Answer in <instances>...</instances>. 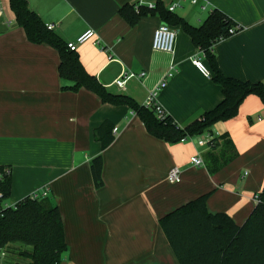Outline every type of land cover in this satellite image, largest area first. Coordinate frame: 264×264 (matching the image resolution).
<instances>
[{
  "label": "crops",
  "instance_id": "crops-1",
  "mask_svg": "<svg viewBox=\"0 0 264 264\" xmlns=\"http://www.w3.org/2000/svg\"><path fill=\"white\" fill-rule=\"evenodd\" d=\"M26 1L65 43L94 31L98 43L87 41L76 53L109 92L143 105L171 73L157 103L181 128L221 102L220 87L193 64L197 58L205 64L201 52L180 27L173 28L175 48L167 54L152 49L153 33L163 23L158 16L130 26L119 15L123 6L150 7L157 0ZM160 1L165 8L176 2ZM212 10L239 28L213 47L222 74L264 85V0L181 1L174 13L198 27ZM59 64L54 48L27 40L9 0H1L0 168L11 179L4 205L47 192L64 223L68 248L60 264H179L159 220L207 194L208 213L244 223L264 187V104L258 97H246L234 118L211 128L218 138L227 134L236 152L211 175L205 166H192L190 158L218 154L223 141L212 151L199 144L207 134L174 144L156 139L128 107L102 103L84 88L68 89L72 83L60 79ZM118 79L125 81L121 88L114 84ZM105 121L116 131L102 151L92 131ZM99 154L103 186L95 189L89 163ZM173 167L180 170L179 183L167 180ZM14 259L7 253L2 264H16Z\"/></svg>",
  "mask_w": 264,
  "mask_h": 264
},
{
  "label": "trees",
  "instance_id": "trees-1",
  "mask_svg": "<svg viewBox=\"0 0 264 264\" xmlns=\"http://www.w3.org/2000/svg\"><path fill=\"white\" fill-rule=\"evenodd\" d=\"M16 24L23 28L26 38L33 44H46L54 48L60 58L58 74L61 80L72 83L68 89L84 88L96 94L102 103L126 106L139 118L147 133L169 144L209 134L212 151L223 141V149L205 156L203 163L209 174H215L229 164L236 152L227 134L220 138L211 128L234 118L243 100L254 95L264 104V85L260 82H242L224 76L219 69L213 47L229 35L234 22L218 10H212L203 23L195 27L170 12L157 0L153 7L123 6L119 15L130 26L142 17L158 16L171 28L180 27L203 54L212 81L221 89L222 100L212 110L181 128L165 114L159 120L154 111L138 104L133 98L109 92L95 76L82 67L76 52L53 31L47 30L41 18L33 12L26 0H9ZM137 8V9H136ZM65 89V88H64ZM113 126L103 122L92 131L94 141L104 151L114 140ZM223 145V144H222ZM103 159H91L89 170L95 189L103 186ZM0 172L4 169L0 168ZM11 195L10 175L0 176V250L13 256L16 264H60L67 251L65 229L59 209L46 197H26L12 207L4 203ZM209 194L182 205L159 220L160 227L179 264H264V187L257 195V204L241 226L226 214H210L206 210ZM16 246V247H15Z\"/></svg>",
  "mask_w": 264,
  "mask_h": 264
},
{
  "label": "built area",
  "instance_id": "built-area-1",
  "mask_svg": "<svg viewBox=\"0 0 264 264\" xmlns=\"http://www.w3.org/2000/svg\"><path fill=\"white\" fill-rule=\"evenodd\" d=\"M181 1H187L191 5H197L199 0H176V2L170 4L167 8L170 12H174L176 8L179 7V2ZM153 7V6H150ZM137 9V8H136ZM202 10H204V6L201 7ZM0 12H1V0H0ZM47 30L53 31L54 25L53 24H48L46 25ZM237 31H239L238 27L231 28L229 30V35L235 34ZM175 31L173 28L168 26L165 23L160 24L154 31L153 37H152V49L154 51L158 52H163L167 54H173L174 48H175ZM93 41L95 44L98 43L96 40V35L94 31L92 30H87L83 34H81L77 39L73 42H67L66 46L67 48L72 51L76 52L77 47L87 41ZM202 54V53H201ZM203 58V54H202ZM194 66L205 76V77H210V72L206 65L200 60V59H194L193 60ZM144 73H141L140 76H144ZM171 73H168L167 76L159 82V84L156 86L154 90L149 92L143 106L147 109H150L155 112L156 117L161 120L164 118L165 114L161 107L157 103V96L158 93L166 87V80L171 77ZM125 81L118 79L114 82V84L118 87L121 88L124 85ZM116 129L113 130L115 132ZM213 136L207 134L206 140H203V142H199L200 145H208V143L212 140ZM190 164L194 167H202L204 166L203 160L200 156L195 155L190 158ZM3 174L9 175L8 170H4V172H0V176H3ZM180 170L177 167H173L170 169L167 175V180L170 183H179L180 182ZM47 195V192H41L38 194H33L31 197L33 199L37 198H44ZM256 202H257V196H256ZM6 251L5 250H0V264H2L3 260L6 258Z\"/></svg>",
  "mask_w": 264,
  "mask_h": 264
}]
</instances>
